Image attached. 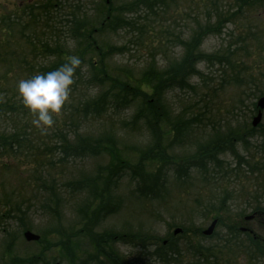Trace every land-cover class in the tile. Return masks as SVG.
<instances>
[{"label": "rangeland", "instance_id": "obj_1", "mask_svg": "<svg viewBox=\"0 0 264 264\" xmlns=\"http://www.w3.org/2000/svg\"><path fill=\"white\" fill-rule=\"evenodd\" d=\"M133 1L136 0H112L107 5L105 0H37L30 8L21 10V0H0V54L8 52L0 57V103L19 99L17 81L29 77L25 70L16 69L13 55L28 56L32 51L30 37L26 39L21 34L22 26L27 28L26 35L36 29L41 41H50L52 45L58 38L66 50L73 52L77 46L71 31L74 17L70 14L81 4L92 23L93 39L120 47L130 36L124 32H100L101 24L109 9L115 12L123 9L127 14L128 4ZM151 1L154 5L155 0ZM253 1L248 4L247 0H169L165 7L158 6V16L150 13L149 21L142 23L147 26V34L135 31V36L141 38L136 48L107 59L108 70L130 67V72L140 77L151 55L158 54L154 61L158 70L167 68L186 55L180 41L191 40L198 28L211 27L203 31L197 54L210 58L220 55L221 59L223 55H231L238 64L237 67L234 64V71L217 60H211L212 63L200 60L196 64L198 74L190 78L188 86L164 90L163 105L170 120L163 124V129L171 131L162 139L166 151L161 157L165 159L159 156L154 162L151 160L153 163L144 162L158 177L153 181L160 182L161 188L154 186L155 190L148 179L143 182L134 179L130 172H119L110 184L112 214L89 223L82 211L93 203L98 207L94 202L93 181L110 164L111 157L102 153L76 160L63 159L56 138L40 142L45 133L32 123L34 117L21 118L20 124L28 125L26 131L36 130L34 136L39 141L33 151L0 155V264L34 256L39 259L32 264H250L247 246H264V111L261 122L252 126L259 110L257 102L264 96V8ZM143 3L136 6L137 19L144 11ZM212 9L226 15L225 21L213 29L216 15L212 12L211 20L207 19ZM132 16L131 12L127 14L128 18L133 19ZM138 23L141 28V21ZM81 40L84 36L80 31L77 44ZM160 41L164 42L162 47ZM151 52L154 53L150 55ZM91 56L88 54V58ZM88 69L82 71L89 73ZM235 74L241 75L242 85L234 82ZM96 90L93 87L91 91ZM90 93L88 90L87 95ZM70 103L68 99L66 105ZM137 107L135 104L134 112ZM132 113L126 111L121 119L130 120ZM10 117L0 116V134L14 132ZM178 117L191 120L192 127L175 141L177 132L170 121L177 122ZM53 119L56 130L64 120L63 114ZM123 122L114 123L106 118L100 126L90 123L89 132L97 135L104 131L105 125L113 128L120 148H128L125 152L131 154L128 155L134 165L139 159L134 149L146 150L156 140L144 130L128 131ZM237 131L241 136L231 135ZM227 139L230 144L221 148ZM213 140L218 149L207 160L205 173L199 169L201 162L192 158ZM47 150L53 153L45 159L42 153ZM154 156L151 153V158ZM212 162L222 163L221 171L214 170ZM177 170L182 171L181 176ZM51 189L58 195L56 202L54 196L49 197ZM209 201L216 207L225 202L224 210L205 215L203 207ZM247 216L254 219L246 221ZM214 220L217 224L213 234L203 235ZM87 223L92 230L89 235L83 233ZM22 224L31 228L25 230ZM238 226L247 227L252 234H239ZM176 229L181 232L174 235ZM26 231L40 239L28 242L23 237ZM106 232L114 235L111 246H92L94 239L97 245L102 244ZM69 235L73 244L70 258L62 254V246H56ZM164 241H172L176 246H167L169 243L161 246ZM190 243L196 246H188ZM162 248H166L164 260L156 252ZM108 251L114 254L113 261L105 257ZM21 261L16 264H24Z\"/></svg>", "mask_w": 264, "mask_h": 264}, {"label": "trees", "instance_id": "obj_2", "mask_svg": "<svg viewBox=\"0 0 264 264\" xmlns=\"http://www.w3.org/2000/svg\"><path fill=\"white\" fill-rule=\"evenodd\" d=\"M142 2H144L143 5L145 6L144 11L141 12V18L137 19L135 16L137 14L136 6H139ZM168 3L169 0H155L154 5L151 0L133 1L128 4L130 10L127 11V14L130 12L133 14V19L128 18L127 14L123 12V9L118 12L109 9L107 11L106 19L103 20L104 23L100 32L107 31L116 34L124 32L125 34H128L130 40L125 41L120 47L103 45L93 39L92 36L94 32L93 30H90V25H92V23L88 20V14L82 10L83 6L81 4H78L75 11L70 14V17H74L71 31L74 35L73 39L76 41V45L74 46H77V49L73 52L66 50L63 43H61L58 38L51 45L50 41L40 40V33L36 31V29L30 30L29 35H26L27 28L25 26H22L21 28V34L24 38L27 39L30 37L29 43L32 46V51L28 56H23L18 53H16V55L13 53V55L16 59V69L20 71L25 70L26 73H29V77L37 72L42 73L57 68L60 64L65 62V58L68 55H79L82 60V65L76 69L74 74V84L71 86L68 98L71 100V103L69 105L65 104L62 108L61 113L63 114L64 120L60 123L61 125H58L56 130H54L55 128L53 129V125H51L49 126L50 128H47L46 131L42 132L45 133V136L40 138V142L44 139L53 140L56 138L59 145V148L57 149L62 151L63 159L72 158L73 160H76L86 156L95 157L102 153H106L111 157L110 164L106 168L101 169L98 177L93 181V189L95 190L96 198L100 200L99 203L96 198L94 199V202L99 204L98 207L95 208L94 203L92 202V207L87 206L85 210H82L85 219H89V223L97 221L101 216L106 217L114 212L111 208V205L114 202L112 195H110V184L113 181L114 176H117L119 172H130L134 179L143 182H146L148 179V182L154 184L152 185L154 189V186H159V188H161L160 182L156 183L153 181L158 177L153 175L152 170L147 169V164L153 163L159 156L161 157L164 151H166L162 139L171 132L170 130L165 131L163 129V124H166V122L168 123L170 120L169 113L163 105L162 94L164 90L177 88L183 89L185 86H188L190 78L198 74L196 64L200 60H210L211 63V60H217L219 63L227 64V66H230L234 71L236 69L234 64L236 67L238 65L232 58H230L231 55H223V58L221 59L220 55L210 58L203 53L197 54L198 48L201 45V38L205 34L203 31L211 30V27H209L207 30L198 28L195 31L194 37L187 42L180 41V45L186 49V55L175 63H171L167 68L158 70L154 63L158 54L151 52L150 55L154 53L155 57L149 55V63L140 77H136L133 72H130V67L120 68L115 71L108 70L106 64L107 59L116 54H123L124 51H131L130 49L133 47L136 48L141 38L135 36V31L142 30L144 34H147V26L142 23L144 21H149L150 13L158 16V6L161 5L162 7H165ZM212 4L215 3L212 2ZM143 5L141 4V6ZM212 12L216 15L214 26H212L213 29L216 28L219 23L225 21L223 18H226V15L223 14V12H220V10L212 9L207 15L208 21L211 20ZM236 15L237 13L233 16ZM139 20L142 24L141 28H139ZM80 31L84 36V40H81L77 44ZM159 44L160 47H162L164 42L160 41ZM157 50H159V46L155 48V51ZM3 53L0 54V57L2 55H8L7 51H4ZM88 54H91L92 56L88 58ZM94 55H96V57ZM85 67L89 68V73L82 71ZM234 82L242 85L243 81L241 75L235 74ZM93 87L94 89H97L94 93L91 91ZM88 90H90L91 93L87 95ZM12 101L13 102L11 103H8L7 101H2V103H0V116L4 117L7 114L11 115L10 120L14 124L13 133L0 134V155H5L7 153H9L8 155H18L20 152L33 151L36 148L35 143L39 141V139L34 136V133H37L36 130L29 128L28 131H26L25 128L28 125L25 124V127H23L20 124L22 120L21 118L24 115L32 116V114L23 105L20 98L13 99ZM135 104L138 105V107L134 112L133 107ZM128 110H132L133 112L131 114V119H121V115ZM106 118H110L114 123L117 120L124 121L123 126L128 131H134L135 129H139L140 131L144 130L147 134H150L152 138H155L156 142L153 145L147 146L146 150L133 148L139 154V159L137 160L138 163L133 165L132 159L128 155L130 153L128 152L127 154L125 152L128 148H126V150L120 148L119 141L117 140L113 128H107L105 125L104 131L100 134L95 135L89 132L90 123L100 126L105 122ZM170 123L172 124L173 129L177 132L175 141H178L179 137H183L188 129L192 127L191 120H182V118L179 117L177 122L170 121ZM173 129L172 132L174 131ZM28 132L30 134L29 136L26 134ZM48 133H54V137L48 136ZM231 135L241 136L240 131L232 132ZM228 144L230 143L227 139L221 144V148L228 146ZM215 146L216 142L213 140L210 144L202 147L192 158L196 162H201L199 169H203L205 173L208 172L207 160L210 159V155L218 149ZM9 150L11 152H9ZM50 153H53V151L47 150L45 154L42 153V157H45L46 159ZM151 153H155L154 158H151ZM197 155L199 157L198 159H196ZM161 158L165 159V157ZM146 160L147 164L145 165L144 162ZM151 160H153V162ZM167 164H169V162H167ZM211 164L213 165L214 170L221 171L222 163L219 164V162H212ZM4 166L7 168L6 165ZM177 172L181 176L182 171L177 170ZM100 181L102 182L101 187H99ZM50 196H54L55 202L57 201L58 195L54 189H51L49 197ZM154 196H157V194ZM224 203L225 202L222 204L220 203L219 206L216 207L214 203L209 201L205 207H203L204 214L209 215L212 211L220 212L224 210ZM91 209L92 212L89 213L88 211ZM257 210L260 212L259 209ZM58 212L59 211L56 209L55 213L58 214ZM216 219L221 220L222 218L217 216ZM89 223H87V226H84L83 231V233L88 235L92 232V230L89 229ZM22 226L25 230L31 228V226H26L25 224H22ZM241 228L242 227L238 226L237 232L247 236V233L241 232ZM73 235L77 236L78 233H73ZM105 235L104 241L101 239L102 245L111 246L114 235L111 232H106ZM69 238L70 235L66 241L61 239L60 243L56 246H62L64 251V253L62 251V254L70 258L72 251V238L70 240ZM260 241L261 240H258L259 243ZM92 242L96 243V240L94 239ZM168 243H166L168 244L167 246L175 245L172 241ZM166 244L163 243L161 246H166ZM188 246L196 245L190 243ZM246 250L247 254H249L250 264L252 261H255V264H264V246H247ZM156 252H158L160 259H165L166 248L156 250ZM105 257L111 258L112 261L115 259L114 254L110 251L106 253ZM38 259L37 256H34L31 259H23L25 261H21L22 258H13L12 264H16L17 261H21L24 264H32L33 260Z\"/></svg>", "mask_w": 264, "mask_h": 264}, {"label": "clouds", "instance_id": "obj_3", "mask_svg": "<svg viewBox=\"0 0 264 264\" xmlns=\"http://www.w3.org/2000/svg\"><path fill=\"white\" fill-rule=\"evenodd\" d=\"M81 65L79 55H68L57 68L17 81V94L34 117L32 123L42 132L54 124V116L61 114L74 84L76 69Z\"/></svg>", "mask_w": 264, "mask_h": 264}, {"label": "water", "instance_id": "obj_4", "mask_svg": "<svg viewBox=\"0 0 264 264\" xmlns=\"http://www.w3.org/2000/svg\"><path fill=\"white\" fill-rule=\"evenodd\" d=\"M108 1H109V0H108ZM258 107H259L260 110H259V112H258V115L253 119V126H254V127H256V126L260 123V121H261V119H262V110H264V97H262V98L259 99V101H258ZM247 219H251V217H250V218H247ZM216 224H217V221H216V220L213 221L212 224L210 225V227H209L207 230H205V231L203 232V234H204L205 236H210V235H212L213 232H214V229H215ZM179 232H181V230H180V229H177V230L175 231V234H178ZM24 237H25V239H26L27 241H37V240L40 239L39 236H37V235L31 233L30 231L26 232V233L24 234Z\"/></svg>", "mask_w": 264, "mask_h": 264}, {"label": "flooded vegetation", "instance_id": "obj_5", "mask_svg": "<svg viewBox=\"0 0 264 264\" xmlns=\"http://www.w3.org/2000/svg\"><path fill=\"white\" fill-rule=\"evenodd\" d=\"M21 1L22 2L20 3V9L23 10L25 8H30V6L34 5V2H36L37 0H29L27 2H24L25 0H21ZM250 1H253V0H247V3L250 4ZM255 4L259 6H263L264 8V0H255Z\"/></svg>", "mask_w": 264, "mask_h": 264}]
</instances>
